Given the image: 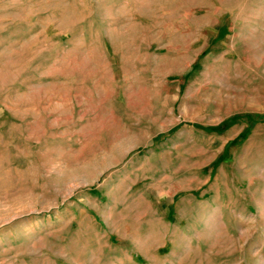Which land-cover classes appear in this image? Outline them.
<instances>
[{"label":"rangeland","instance_id":"obj_1","mask_svg":"<svg viewBox=\"0 0 264 264\" xmlns=\"http://www.w3.org/2000/svg\"><path fill=\"white\" fill-rule=\"evenodd\" d=\"M0 264H264V0H0Z\"/></svg>","mask_w":264,"mask_h":264}]
</instances>
